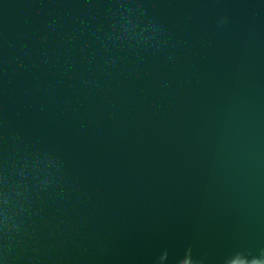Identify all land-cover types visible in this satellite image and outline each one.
Masks as SVG:
<instances>
[{"label":"water","instance_id":"95a60500","mask_svg":"<svg viewBox=\"0 0 264 264\" xmlns=\"http://www.w3.org/2000/svg\"><path fill=\"white\" fill-rule=\"evenodd\" d=\"M0 264H264V0H0Z\"/></svg>","mask_w":264,"mask_h":264}]
</instances>
